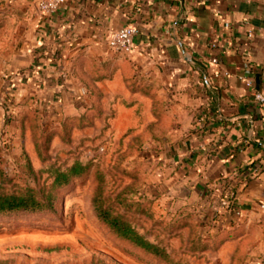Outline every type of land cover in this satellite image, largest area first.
I'll return each mask as SVG.
<instances>
[{"label": "crops", "instance_id": "obj_1", "mask_svg": "<svg viewBox=\"0 0 264 264\" xmlns=\"http://www.w3.org/2000/svg\"><path fill=\"white\" fill-rule=\"evenodd\" d=\"M4 1L35 8L0 69L11 94L96 106L115 138L162 128L148 154L158 202L200 212L217 256L264 264V0H65L53 15ZM128 25L119 55L107 39Z\"/></svg>", "mask_w": 264, "mask_h": 264}, {"label": "rangeland", "instance_id": "obj_2", "mask_svg": "<svg viewBox=\"0 0 264 264\" xmlns=\"http://www.w3.org/2000/svg\"><path fill=\"white\" fill-rule=\"evenodd\" d=\"M24 8L0 0V69L22 50V29L35 9ZM8 79L0 74V192L33 189L49 202L0 216V264H241L240 257L215 254L223 239L214 227L206 230L200 212L183 209L177 216L158 202L148 154L162 128L115 138L109 115L96 106L61 113L35 96L11 94ZM74 162L86 172L52 188L54 171ZM102 211L122 217L163 254L118 237Z\"/></svg>", "mask_w": 264, "mask_h": 264}, {"label": "trees", "instance_id": "obj_3", "mask_svg": "<svg viewBox=\"0 0 264 264\" xmlns=\"http://www.w3.org/2000/svg\"><path fill=\"white\" fill-rule=\"evenodd\" d=\"M86 170L87 166H83L79 162H74L64 171L55 170L51 186L52 188L63 186L71 179L77 178L84 174ZM47 202H49V199L44 201L43 198H39L38 192L33 189H24L17 193L0 192V216L17 211H38L42 207L46 206ZM100 216L109 225L113 233H115L118 237L125 239L135 247H139L144 251L154 255L163 254L158 246L148 242L144 236L135 231V229L122 217L111 216L106 211H102ZM233 257L237 258V256Z\"/></svg>", "mask_w": 264, "mask_h": 264}, {"label": "built area", "instance_id": "obj_4", "mask_svg": "<svg viewBox=\"0 0 264 264\" xmlns=\"http://www.w3.org/2000/svg\"><path fill=\"white\" fill-rule=\"evenodd\" d=\"M65 0H38L37 9L40 13L53 15L63 5ZM135 28L133 26H124L114 31L107 39L109 49L119 55H128L133 47V36ZM261 110V116L264 119V94L254 93L253 96Z\"/></svg>", "mask_w": 264, "mask_h": 264}]
</instances>
